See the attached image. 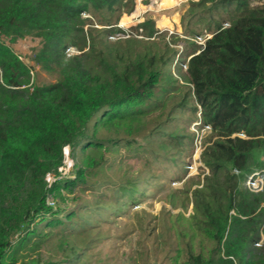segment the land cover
Here are the masks:
<instances>
[{
	"label": "trees",
	"instance_id": "1",
	"mask_svg": "<svg viewBox=\"0 0 264 264\" xmlns=\"http://www.w3.org/2000/svg\"><path fill=\"white\" fill-rule=\"evenodd\" d=\"M134 8L135 0H0V32L12 42L34 33L42 40L37 60L61 74L56 84L24 87L29 69L0 41V264H84V252L96 239L79 234L140 200L145 185L139 178L118 185L103 180L95 185L103 196L97 204L84 203L78 218L62 223L61 231L41 235L30 224L56 214L48 192L92 184L87 174L111 168L105 150L116 151L121 142L144 150L152 169L176 172L182 165L179 152L189 151L194 139L170 124L178 108H200L202 124L217 138L203 150L212 174L193 192L197 215L173 264H264V242L258 247L264 192L240 187L244 174L264 169V160L253 159L257 149L264 151V0L189 1L181 26L184 41H191L184 57H190L185 77L190 86L173 105L179 78L171 70L178 51H171L156 20L147 18L130 27L132 36L112 40L124 30L118 26L121 15ZM86 12L89 17H83ZM71 47L81 55L67 57ZM102 129L128 136L98 137ZM241 132L246 137L234 136ZM65 145L90 149L87 163L74 179L45 188V176L60 167ZM27 181L42 184V191L23 211L17 202ZM50 220L60 221L48 219L46 227ZM18 231L12 244L10 236ZM53 238L59 259L34 255Z\"/></svg>",
	"mask_w": 264,
	"mask_h": 264
},
{
	"label": "rangeland",
	"instance_id": "2",
	"mask_svg": "<svg viewBox=\"0 0 264 264\" xmlns=\"http://www.w3.org/2000/svg\"><path fill=\"white\" fill-rule=\"evenodd\" d=\"M153 1L135 0L134 10L131 13L124 12L118 21V26L121 25L123 26L121 28L124 29L119 33H125L131 26L141 24L147 18L155 19L156 27L162 32H167L165 37L172 47L171 51H178L171 70L173 74L175 73L176 78H179H177L179 81L178 88L172 91L175 95L169 103L173 105L183 99L184 93L190 86L185 81V77L188 76V59L190 57L187 60H184V57L191 51V41H184L185 37L182 34L181 26L182 15L190 0ZM83 17H89V13H84ZM96 26L102 27L100 24ZM109 38L111 39V36ZM155 38L158 39L156 36ZM112 40L115 39L112 38ZM0 41L9 44L29 69L24 87L33 90L34 86L53 85L59 82L61 78L59 70L57 68L48 70L37 60L36 57L42 47V40L34 33L16 38L12 42L11 36L0 32ZM200 41L201 43L204 42V38H201ZM76 55H81V51L77 48L71 47L67 50V57ZM1 77L2 71L0 69V80ZM178 109L180 113L176 114L177 118L171 120L170 124L179 127L185 134L194 136V139L192 142L188 141L189 151L179 152L182 165L176 172L152 169L147 164L148 155L144 150L136 149L134 145L131 146L133 149H130L121 142L116 146V151L114 149L105 150V154L108 156V165L110 164L111 168L104 167L97 173H92L89 176L87 174L86 178L88 180L90 178L92 184H81L73 187V189H65L61 186L52 189L56 182L60 181L63 185L66 180L74 179L77 170L86 165L90 153V149L85 150L81 147L73 150L69 145H65L60 167L52 169L45 176V188L52 189L48 192L47 203L53 208L52 212L56 214L48 213L43 216L45 219L38 217L30 225L38 228L41 235L48 231H61L62 223L78 218L77 214L83 209L84 203L97 204L103 198L95 185L103 180L112 181L114 185H118L122 181L139 178V181H143L142 184L145 185L140 200L131 203L126 210L119 214H112L104 219H96L93 225L88 226L79 234L80 237L86 236L87 239H96L84 252V258L81 262L84 264H173L180 253L182 235L184 231L189 230L193 215H197L193 192L196 188L202 187L206 177L212 174L203 162V150L217 138L210 126L202 124L200 108L196 112L184 108ZM236 135L246 137L243 132L234 134V136ZM97 136L115 138L127 137L128 135L124 130L116 132L112 129H102L97 132ZM135 137L141 140L139 135H135ZM167 150L170 153L173 152L172 149L167 148ZM253 159L255 161L264 160V151L257 149ZM147 177H149L148 181H146ZM82 187L86 190H82ZM240 187L250 194L263 193L264 169L257 168L251 173L244 174L240 181ZM41 191L42 184L27 181L17 202L18 207L23 208L24 211L27 203L36 198ZM187 197H189V201ZM184 203L185 205L182 206ZM263 205L264 201L262 202ZM1 208L2 202H0V215ZM72 213L76 214L69 218L68 216ZM53 217L60 221L50 220L52 224L46 227L47 220ZM25 220L28 222L29 217ZM20 235L21 233L18 231L10 236L12 244L17 242ZM263 242L264 236L258 244L259 248ZM54 243L56 242L53 238L34 255L40 253L43 259H48L50 254H54L56 259H59L61 253L56 249ZM210 246L211 244H207L206 249H209Z\"/></svg>",
	"mask_w": 264,
	"mask_h": 264
},
{
	"label": "built area",
	"instance_id": "3",
	"mask_svg": "<svg viewBox=\"0 0 264 264\" xmlns=\"http://www.w3.org/2000/svg\"><path fill=\"white\" fill-rule=\"evenodd\" d=\"M153 2H156V0H154ZM120 27H123V26H121L120 25ZM130 29V28H129ZM128 29V30H129ZM126 31L125 33H117L113 38L114 39H118V38H122V37H130V36H132L133 34L130 32V31ZM134 36H137V37H139V38H143V36L142 35H134ZM183 36V35H182ZM200 43H201V41H200ZM202 43H204V42H202Z\"/></svg>",
	"mask_w": 264,
	"mask_h": 264
}]
</instances>
